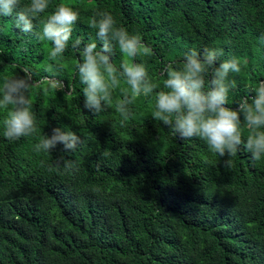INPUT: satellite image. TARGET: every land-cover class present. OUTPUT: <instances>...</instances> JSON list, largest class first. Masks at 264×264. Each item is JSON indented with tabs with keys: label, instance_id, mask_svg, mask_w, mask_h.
<instances>
[{
	"label": "trees",
	"instance_id": "1",
	"mask_svg": "<svg viewBox=\"0 0 264 264\" xmlns=\"http://www.w3.org/2000/svg\"><path fill=\"white\" fill-rule=\"evenodd\" d=\"M61 2L80 10L73 40L83 44L96 40L88 20L97 10L139 29L152 49L141 59L161 85L164 63L182 64L185 52L205 47L242 60L230 107L264 81V0H51ZM0 28V73L28 67L37 79L47 76L51 45L20 32L10 17H0ZM63 55L64 90L46 98L33 90L40 132L9 141L0 112V264H264V159L253 163L241 148L225 169L227 157L204 141L179 139L152 119L154 100H139L121 125L119 90L107 111L89 112L73 68L77 54L69 45ZM57 127L84 143L72 153L59 145L37 155L38 137ZM60 156L79 172H49Z\"/></svg>",
	"mask_w": 264,
	"mask_h": 264
},
{
	"label": "clouds",
	"instance_id": "2",
	"mask_svg": "<svg viewBox=\"0 0 264 264\" xmlns=\"http://www.w3.org/2000/svg\"><path fill=\"white\" fill-rule=\"evenodd\" d=\"M0 17L12 18L20 32L51 45L46 47L44 61L47 76L37 79L28 67L20 69L23 75L0 73V112L4 114V136L9 141L41 131L34 111L33 90L42 88L45 98L64 90L60 74L66 70L63 54L70 45L77 54L73 68L84 86V107L89 112L100 115L107 111L119 90L121 95L115 99L114 110L121 117V125L134 117L133 106L139 100H154L152 119L160 121L179 139L204 141L210 153L227 157L222 162L225 169L234 167L232 158L241 148L251 153L253 163L264 159V81L250 87L235 108L230 107L229 93L236 87L232 77L241 73L242 60L235 56L222 60L223 48H192L184 53L182 64L164 63L158 70L161 85L152 74L148 59H141L149 58L152 49L139 29L119 25L109 11L97 10L89 17L96 40L87 44L82 43V37L73 40L81 12L72 4L61 2L53 6L51 0H0ZM260 41L264 43V35ZM70 87L72 94L74 89ZM83 143L84 139L75 132L57 127L50 135L38 137L34 152L48 155L62 145L63 153H72ZM54 168L70 174L79 172L77 163L63 156L47 166L49 172Z\"/></svg>",
	"mask_w": 264,
	"mask_h": 264
}]
</instances>
